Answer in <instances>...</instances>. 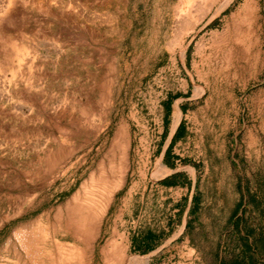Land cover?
I'll use <instances>...</instances> for the list:
<instances>
[{"label":"rangeland","instance_id":"374dc122","mask_svg":"<svg viewBox=\"0 0 264 264\" xmlns=\"http://www.w3.org/2000/svg\"><path fill=\"white\" fill-rule=\"evenodd\" d=\"M147 261L264 264V0H0V264Z\"/></svg>","mask_w":264,"mask_h":264},{"label":"crops","instance_id":"0c3cea01","mask_svg":"<svg viewBox=\"0 0 264 264\" xmlns=\"http://www.w3.org/2000/svg\"><path fill=\"white\" fill-rule=\"evenodd\" d=\"M179 114H180L179 111L174 112V127L178 123ZM160 167H162V165H160ZM151 245H152V242L149 241V239L147 238V234H145V235L142 234V235H140V237H132V240L129 243V246H131L132 248H135L136 246L139 247L138 252H144V254H145V252L151 253V252L156 250V249L150 248ZM159 249H160V251H159L160 254H163L164 252L169 250L168 247L166 248V246H164V244L161 245L159 247ZM146 264H149V261H147Z\"/></svg>","mask_w":264,"mask_h":264},{"label":"bare ground","instance_id":"6f19581e","mask_svg":"<svg viewBox=\"0 0 264 264\" xmlns=\"http://www.w3.org/2000/svg\"><path fill=\"white\" fill-rule=\"evenodd\" d=\"M97 192V191H96ZM92 198V197H91ZM98 217V216H97ZM82 228V227H81ZM22 233V232H21ZM24 234V233H23ZM31 237V236H30ZM21 241V240H20ZM24 242V241H23ZM78 251V250H77ZM65 252V251H64ZM60 253V252H59ZM75 257V256H74ZM77 260V259H76Z\"/></svg>","mask_w":264,"mask_h":264}]
</instances>
